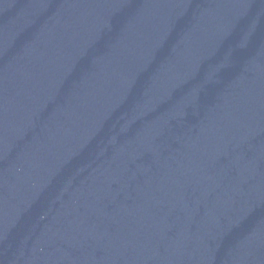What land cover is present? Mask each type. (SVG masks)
Segmentation results:
<instances>
[{
    "label": "water",
    "instance_id": "obj_1",
    "mask_svg": "<svg viewBox=\"0 0 264 264\" xmlns=\"http://www.w3.org/2000/svg\"><path fill=\"white\" fill-rule=\"evenodd\" d=\"M0 264H264V0H0Z\"/></svg>",
    "mask_w": 264,
    "mask_h": 264
}]
</instances>
